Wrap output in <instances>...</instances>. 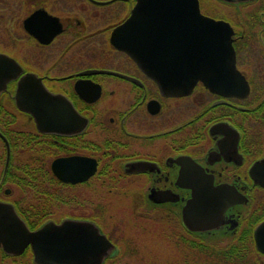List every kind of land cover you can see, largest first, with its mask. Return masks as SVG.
Instances as JSON below:
<instances>
[{"label":"flooded vegetation","instance_id":"1","mask_svg":"<svg viewBox=\"0 0 264 264\" xmlns=\"http://www.w3.org/2000/svg\"><path fill=\"white\" fill-rule=\"evenodd\" d=\"M137 2L0 0V53L16 63L0 66V82L14 73L0 85V202L29 230L95 224L114 245L113 264L128 250L125 225L128 241L173 244L181 264H197L199 240L240 254L225 264H264L255 237L264 221V0H198L230 28L236 72L217 80L237 84L199 80L183 94L163 93L146 68L164 62L173 35L151 24L155 12L134 11ZM48 94L71 106L69 120L38 124L21 108ZM200 191L211 193L204 230L187 225H197V206L184 218ZM0 264L37 263L28 244L19 253L0 245Z\"/></svg>","mask_w":264,"mask_h":264},{"label":"water","instance_id":"2","mask_svg":"<svg viewBox=\"0 0 264 264\" xmlns=\"http://www.w3.org/2000/svg\"><path fill=\"white\" fill-rule=\"evenodd\" d=\"M142 9L155 12L149 16V20L153 21L151 24L156 27L166 26L173 35L171 43L165 46L164 62L159 68L146 66L150 68L151 75L163 93H186L199 80L210 88L231 89L237 84L232 79L217 80L218 74L231 76L236 72L234 51L229 38L230 28L228 30L227 23L203 15L198 0H138L134 11ZM136 17L137 13L124 20L115 27L114 32H126ZM117 46L129 52L127 46ZM1 65L13 68L16 63L12 57L0 53ZM13 74L12 70L5 74L0 82L1 87ZM34 105L37 106L36 111L33 110ZM65 107L69 109L71 106L63 98L48 94L26 101L21 108L31 112L39 124L69 120ZM60 163L64 161L56 160L53 168L56 170V165ZM58 176L62 180L81 179L75 174L59 173ZM210 196L208 191L193 193L184 208V218L189 222V212L196 206L199 215L197 225L187 224L190 228L204 230L208 227L202 222L205 220L203 213ZM259 233H262L261 239ZM255 237L257 248L264 253V221L256 228ZM28 244L37 264H103L114 248L106 235L89 221L65 219L60 224L50 222L36 230H29L11 204L0 202V245L6 252L19 253Z\"/></svg>","mask_w":264,"mask_h":264},{"label":"rangeland","instance_id":"3","mask_svg":"<svg viewBox=\"0 0 264 264\" xmlns=\"http://www.w3.org/2000/svg\"><path fill=\"white\" fill-rule=\"evenodd\" d=\"M109 214H113V209L108 210ZM107 230H111V235L113 238V222L111 221L110 225L106 226ZM122 233V245L124 248H127L126 254L118 257L117 263L115 264H181L183 260L180 261L178 256V252L175 250L174 245L170 244L171 247L168 246L167 242L163 241H151L146 239H137L132 241H128L126 235L129 233V227L125 225L123 227ZM132 242V243H131ZM199 250L197 249L196 253V263L197 264H216L218 261L212 259L210 257L216 256L215 252L205 250L202 252V258H199L198 255ZM189 256L185 259L189 260ZM199 259L200 262H199ZM112 260V259H111ZM108 259V263L113 264V262ZM210 260V262H209Z\"/></svg>","mask_w":264,"mask_h":264},{"label":"trees","instance_id":"4","mask_svg":"<svg viewBox=\"0 0 264 264\" xmlns=\"http://www.w3.org/2000/svg\"><path fill=\"white\" fill-rule=\"evenodd\" d=\"M197 249L199 250V253H201V254H202V252H205V250L215 252L216 256L210 257V258L212 259V261L217 260L218 262L216 264H225L226 262H228L231 259V258L229 259V257L234 255L232 258H237L240 255L239 253H231V254L227 255L225 249H215V248L211 247L208 243H206L204 241H200V240L197 243ZM201 254L198 255L199 258L203 257ZM200 260L201 259H199V262H200ZM111 261L113 262V259ZM109 262H110V260H109ZM209 262H210V260H209Z\"/></svg>","mask_w":264,"mask_h":264}]
</instances>
